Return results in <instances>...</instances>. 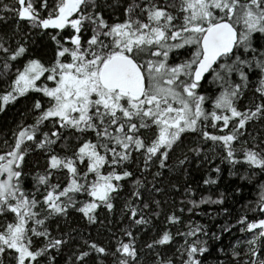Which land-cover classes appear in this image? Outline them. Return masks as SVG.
<instances>
[{
	"label": "snow or ice",
	"instance_id": "6c2138e0",
	"mask_svg": "<svg viewBox=\"0 0 264 264\" xmlns=\"http://www.w3.org/2000/svg\"><path fill=\"white\" fill-rule=\"evenodd\" d=\"M13 109L0 264H264V0H0ZM206 149L260 177L219 234L192 220L225 203L195 199Z\"/></svg>",
	"mask_w": 264,
	"mask_h": 264
},
{
	"label": "trees",
	"instance_id": "16d2710c",
	"mask_svg": "<svg viewBox=\"0 0 264 264\" xmlns=\"http://www.w3.org/2000/svg\"><path fill=\"white\" fill-rule=\"evenodd\" d=\"M18 116L15 109L5 116L0 114V135L7 133L8 128L13 127V117ZM260 126L257 125V128ZM239 151V149H237ZM206 154L211 156V162L201 166L200 170H197L195 165L190 166L191 176L190 181L192 187L196 190L195 199L199 200L201 196L207 197L212 196L213 199L220 198L221 193L224 195L225 203L223 205H201L200 208L196 209L197 212H207L210 215H199L192 216V220L205 224L209 230L219 234L220 227L222 225H234L236 223V217L243 215L245 210L249 207L250 203L254 202L257 198L259 184L256 183L260 180L257 175L253 177L252 181L249 182L246 179H241L242 176H247L246 167L242 168L239 165L236 169H232L226 162H222L219 155L214 151L205 150ZM199 164V160L196 161ZM219 166L221 172L218 177L216 185H205L204 179L217 178V174L212 172L213 167ZM264 183V181H261ZM181 197L177 196V202ZM224 209L228 211L225 212ZM230 213V215H229ZM249 216H252V212H248ZM75 226V225H74ZM240 233L235 230L232 233H224L219 241H210L215 246L216 244H222L227 246L230 243H234ZM209 264H213L210 258Z\"/></svg>",
	"mask_w": 264,
	"mask_h": 264
}]
</instances>
